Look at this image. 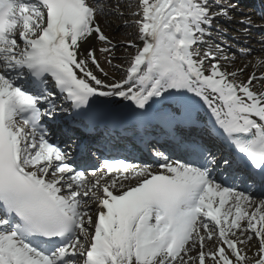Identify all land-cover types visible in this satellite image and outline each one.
Here are the masks:
<instances>
[{
	"label": "snow or ice",
	"instance_id": "obj_1",
	"mask_svg": "<svg viewBox=\"0 0 264 264\" xmlns=\"http://www.w3.org/2000/svg\"><path fill=\"white\" fill-rule=\"evenodd\" d=\"M123 7L134 8L141 43L126 42L135 49L127 75L106 83L93 71L103 72L95 49L81 48L95 35L106 45L100 51L111 53L98 16L123 17ZM237 7L0 0V264H264V91L252 87L264 75L239 81L243 69L229 73L221 64L230 45L208 43L217 18ZM254 67L264 72V59ZM116 98L142 110L139 116L155 115L189 159L159 150L156 167L106 159L89 181L69 162L71 153L50 142L42 120L54 123L68 111L65 101L76 110L73 120L114 119L104 106ZM200 101L214 117L208 135L235 148L247 175L229 173L241 166L235 156L218 162L202 143L179 135L195 125ZM254 239L255 259L239 247Z\"/></svg>",
	"mask_w": 264,
	"mask_h": 264
},
{
	"label": "bare ground",
	"instance_id": "obj_2",
	"mask_svg": "<svg viewBox=\"0 0 264 264\" xmlns=\"http://www.w3.org/2000/svg\"><path fill=\"white\" fill-rule=\"evenodd\" d=\"M240 1V8L231 10L228 20L227 18H225V20L221 22V20L217 18L219 21V27L213 29V35L209 39L208 43H215V37L217 38L219 35L223 36L221 32H225L226 34H229V36L238 39L240 42L251 44L252 48L246 49L249 50L246 56H241L240 54H230L229 52H227V55L230 57V59L227 61H221L222 66L229 73L235 70L243 69L238 77V80L247 81L248 77L253 72H256L257 76L264 75V72L254 67L258 58L264 59V7L262 6L264 2H262L260 5L261 9H258L257 7L253 8L252 6H250L248 3L251 0H230V3L237 2L239 4ZM243 1L246 2L247 5H244L242 3ZM257 1L260 2L264 0ZM136 2L137 0H131L132 4H135ZM121 10L124 12L123 17L117 15H109L107 17L98 16L102 30L112 40L115 47L117 46L110 54L112 68H110L108 72L106 71L107 66L105 65L106 54L108 53L100 51V47L98 46L99 40L95 38V35L90 37L88 42H86L81 48V54H83L89 48L95 49V55L97 57V60L99 61L101 68L103 69V72L95 69L94 66L93 71L98 78L102 79L106 83L122 80L127 75L129 61L135 55V49L126 47V42L131 41L135 42L138 45L141 43L137 39V28L131 24L132 19H134L132 17V11H134V8L123 7ZM248 18H251L250 27H248ZM211 40L214 42H212ZM238 47L242 49V46L238 45ZM204 51H207V48L201 49L202 54ZM207 66L208 65L206 62V67ZM105 73H107V75H105ZM252 87L253 90L262 92L264 91V81L257 79L254 81ZM192 116H195L194 112L192 113ZM190 135H193V133H191ZM205 139L208 140V138ZM99 175L100 173L97 172V176L95 177L91 174H87L86 176L89 181H94L98 178ZM217 182L220 181L217 180ZM92 207L93 210L96 209L95 204H93ZM93 218L95 219V211H93ZM216 243V237H214L212 241H206L205 250L207 251L213 249L216 246ZM239 247L243 248L244 251L247 252L249 257L253 259L257 258L256 252L258 251V244L255 239L250 242L249 247L245 248L243 245H239ZM191 255L195 256L196 252L191 253Z\"/></svg>",
	"mask_w": 264,
	"mask_h": 264
},
{
	"label": "rangeland",
	"instance_id": "obj_3",
	"mask_svg": "<svg viewBox=\"0 0 264 264\" xmlns=\"http://www.w3.org/2000/svg\"><path fill=\"white\" fill-rule=\"evenodd\" d=\"M233 1V0H232ZM255 1H257V0H251L250 2H251V6H255L254 4H255ZM215 2L217 3V4H223V5H230L231 3H236V4H238L237 2H231L230 3V0H215ZM241 3H239L238 4V7L237 8H240V5ZM229 18H227V20H228ZM219 20H221V22H223L224 20H225V18H219ZM240 23H241V21H240ZM221 34H223V36H218L217 38L215 37V43H218V44H220L222 47H224L225 45H230V47L228 48V51L227 52H229L230 54H240V48L238 47V45L239 46H242L241 48L242 49H247V48H252L251 46V44H248V43H243V42H240L238 39H236V38H234V37H232V36H229V34H226L225 32H221ZM213 35V34H212ZM212 41V40H211ZM212 42H214V41H212ZM225 43H227V44H225ZM235 45H236V47H238V48H236L235 47ZM98 46L100 47V49L101 48H103V47H105L106 45L104 44V42H101V41H98ZM117 47V46H116ZM116 47H114L113 49H112V52L114 51V49L116 48ZM111 52V53H112ZM111 53H108V54H106V60H105V65L107 66V68H106V71L108 72V70L110 69V68H112V65H111V63H109V59H110V54ZM107 74V73H106Z\"/></svg>",
	"mask_w": 264,
	"mask_h": 264
}]
</instances>
